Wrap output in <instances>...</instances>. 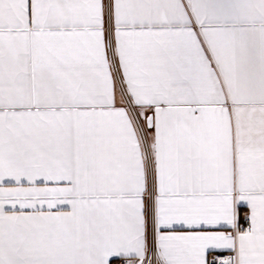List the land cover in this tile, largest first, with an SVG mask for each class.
<instances>
[{
  "label": "snow or ice",
  "instance_id": "snow-or-ice-1",
  "mask_svg": "<svg viewBox=\"0 0 264 264\" xmlns=\"http://www.w3.org/2000/svg\"><path fill=\"white\" fill-rule=\"evenodd\" d=\"M0 264H264V0H0Z\"/></svg>",
  "mask_w": 264,
  "mask_h": 264
}]
</instances>
